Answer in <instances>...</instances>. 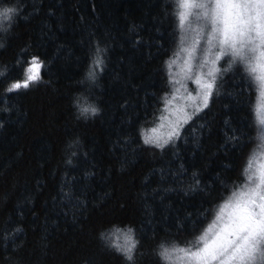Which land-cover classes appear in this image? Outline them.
Masks as SVG:
<instances>
[{"label":"trees","instance_id":"obj_1","mask_svg":"<svg viewBox=\"0 0 264 264\" xmlns=\"http://www.w3.org/2000/svg\"><path fill=\"white\" fill-rule=\"evenodd\" d=\"M180 7L0 0L14 10L0 16V264H182L173 252L196 248L244 184L259 93L245 55L219 65L179 132L150 134Z\"/></svg>","mask_w":264,"mask_h":264},{"label":"rangeland","instance_id":"obj_2","mask_svg":"<svg viewBox=\"0 0 264 264\" xmlns=\"http://www.w3.org/2000/svg\"><path fill=\"white\" fill-rule=\"evenodd\" d=\"M179 14L181 47L162 112L149 128L152 139H170L204 107L216 69L235 54L245 55L258 70V139L249 153L244 184L217 206L197 247L184 254L176 250L173 259L182 264H255L264 254V0H181Z\"/></svg>","mask_w":264,"mask_h":264},{"label":"snow or ice","instance_id":"obj_3","mask_svg":"<svg viewBox=\"0 0 264 264\" xmlns=\"http://www.w3.org/2000/svg\"><path fill=\"white\" fill-rule=\"evenodd\" d=\"M13 11H14L13 9H4L2 12H0V16H6L8 13L13 12ZM29 79H32V77H29ZM19 86H20L19 84L14 85V87H19ZM25 86H27V85L25 84ZM83 111L87 112L88 109H84ZM93 111H95V110L93 109ZM260 124L264 125V115L261 116ZM129 258H131V257H129Z\"/></svg>","mask_w":264,"mask_h":264}]
</instances>
